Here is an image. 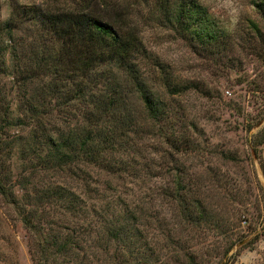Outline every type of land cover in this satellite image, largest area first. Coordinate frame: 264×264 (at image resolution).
<instances>
[{
    "label": "trees",
    "instance_id": "1",
    "mask_svg": "<svg viewBox=\"0 0 264 264\" xmlns=\"http://www.w3.org/2000/svg\"><path fill=\"white\" fill-rule=\"evenodd\" d=\"M252 4L264 21V0ZM130 7L126 0L12 1L0 20V197L28 233L32 264H96L101 253L112 264L159 263L142 207L106 191L110 177L136 172L129 161L140 141L153 138L168 154L193 150L185 136L193 123L173 99L193 84L174 81L152 58ZM153 18L193 51L223 57L227 33L195 0L162 2ZM251 24L258 41L251 51L264 65L263 33ZM171 169L163 195L185 224L206 223L202 198ZM92 172L106 175L107 187L99 190Z\"/></svg>",
    "mask_w": 264,
    "mask_h": 264
},
{
    "label": "rangeland",
    "instance_id": "2",
    "mask_svg": "<svg viewBox=\"0 0 264 264\" xmlns=\"http://www.w3.org/2000/svg\"><path fill=\"white\" fill-rule=\"evenodd\" d=\"M12 1L55 2L0 0V20L8 16ZM126 1L152 58L174 81L193 84L173 95L184 120L193 123L185 127L193 150L168 154L153 138L140 141L139 153L129 161L136 172L110 177L106 194L142 207L147 218L143 233L153 251H159L157 264H264V117L258 118L264 113V65L251 51L258 43L251 23L264 39V21L252 0H195L231 42L215 61L193 51L177 32L153 18L158 4L171 0ZM146 70L150 77V68ZM252 80L262 92H253L247 83ZM4 81L2 77L0 83ZM155 88L168 97L161 87ZM173 166L181 184L202 198L210 214L206 223L185 224L176 205L163 195L164 188L172 186ZM12 179H17L15 173ZM92 179L99 190L107 187L106 175L92 172ZM28 241L15 209L0 197V264H32ZM94 262L112 264L102 253Z\"/></svg>",
    "mask_w": 264,
    "mask_h": 264
},
{
    "label": "built area",
    "instance_id": "3",
    "mask_svg": "<svg viewBox=\"0 0 264 264\" xmlns=\"http://www.w3.org/2000/svg\"><path fill=\"white\" fill-rule=\"evenodd\" d=\"M263 150H264V145H263Z\"/></svg>",
    "mask_w": 264,
    "mask_h": 264
}]
</instances>
